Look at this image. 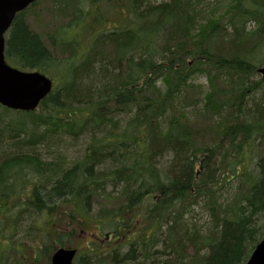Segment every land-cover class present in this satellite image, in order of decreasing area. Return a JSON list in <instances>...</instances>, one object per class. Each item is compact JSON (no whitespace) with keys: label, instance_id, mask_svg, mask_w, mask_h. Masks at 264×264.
Listing matches in <instances>:
<instances>
[{"label":"trees","instance_id":"16d2710c","mask_svg":"<svg viewBox=\"0 0 264 264\" xmlns=\"http://www.w3.org/2000/svg\"><path fill=\"white\" fill-rule=\"evenodd\" d=\"M83 1L90 3L62 1L47 15L35 12L31 35L23 13L14 20L6 59L58 75L35 111L0 107L7 125L0 132V215H8L10 199H24L30 222L20 232L28 245L46 242L49 256L93 225L121 239L123 249L102 253L92 244L74 264H243L264 239V154L253 164L247 158L251 146L264 145V83L256 72L264 66V0H234L218 19L200 17L199 0H126V25L108 34L85 26L90 15L97 21L113 12L111 1L100 14L84 11ZM49 14L67 22L43 30ZM247 20L258 25L251 33ZM79 27L89 36L85 43L82 35L81 51L67 35ZM197 75L207 82L202 93L191 84ZM251 101L261 102L253 119L244 111ZM82 139L81 159L69 160ZM23 176L26 188L18 184ZM231 181L237 194L220 206L215 189ZM107 187H119L117 196ZM202 204L209 228L183 219ZM11 217L5 232L13 237L23 219L17 210Z\"/></svg>","mask_w":264,"mask_h":264},{"label":"rangeland","instance_id":"374dc122","mask_svg":"<svg viewBox=\"0 0 264 264\" xmlns=\"http://www.w3.org/2000/svg\"><path fill=\"white\" fill-rule=\"evenodd\" d=\"M62 1H68V3H72L71 0H45V1L40 2L36 8L29 9V11H27L23 15L24 19L26 21V24H28V23L32 24L31 26L33 28L37 29L36 24H35V12L38 16H41L43 14L47 15L48 12L51 10L52 5H56ZM104 1L105 0H90V3H87L88 1H83L80 4V6L82 7V9L84 11H89V12L95 11V13L100 14L101 11L103 10V7L106 8ZM110 1H111V5L114 6L113 7L114 11L112 12V10L108 9L107 12H109V13H104L102 16L103 18L101 20H97V21H94L95 19L93 18L92 15H90L89 19L87 20L86 26H85V28L87 29L86 32L87 31L90 33L92 32V34H94L95 32L96 33H101V32L103 33V32H106L108 30H112L118 26H122V24H123V26L126 25V23H127L126 15H127V9H128L127 1L126 0H110ZM146 1L151 5H158V4L167 2L168 0H146ZM233 1L234 0H199V5L196 8V11L200 17H205V16L207 17L208 16V17H210L209 19H211V16H212V18H215V19H218L219 17H224V16L226 17L227 11L232 9L231 6H232ZM73 6H74V4L68 5V7L71 10H72ZM210 9H212L211 11L213 12V14H210L211 13ZM26 18H27V20H29V22H27ZM67 19L68 18H65L63 21V18H59L58 16H52L49 14V18L46 20L47 26L42 27V28H43V30L50 29V27L52 29H56L57 27L60 28V27H62L61 25L64 22H67ZM121 20L123 21V23ZM224 21L225 22L227 21L226 18L224 19ZM244 27H245L247 33L248 32L251 33L257 29L258 25H257V22L254 20H247V22H245V24H244ZM52 29H50L49 31H51ZM84 32H85V29L83 27H79L78 29H75V31L70 30L67 33L68 38H71L75 35V37H74L75 40L79 41L81 44L80 51L85 47V43H87V40L89 37L88 34H86ZM82 35L86 36V42H85V38ZM82 43H84V44H82ZM263 49H264V46H263ZM80 51H79V53H81ZM66 57L67 56L64 55L62 58L66 59ZM52 74H55V72L50 71V75H52ZM252 79H254V78H252ZM191 84L194 86L200 87L201 93H202V91L204 92V90L207 89L206 79L202 75L195 76L192 79ZM262 90H264V87ZM255 97L257 99H260L259 95H256ZM188 98H189V96H188ZM187 101L189 103V99ZM182 106H184L189 113H191L193 111L192 108L188 106V104H182ZM193 114H195V113L193 112ZM193 114H192V116H193ZM196 115H198V114H196ZM9 117L10 118L14 117V115L10 114ZM205 141H207V140H205ZM257 143L262 144L258 141H257ZM84 146H85V141L82 139L80 142H78L77 146L72 148L70 150V152L67 154V157L69 158V160H72L75 162L80 160L81 156L83 155ZM261 154H264V145L260 146V147L251 146L250 147V154L247 158L252 159L251 164H253V162L256 161V158ZM164 163L165 162L160 161L159 168L165 166ZM249 168H251V166ZM237 172L239 174H241L240 171H237ZM247 172H248V170H247ZM227 173H229V172H227ZM232 176H233L232 174L228 175V177H230V178H233ZM235 178H236V176H234V180H235ZM236 182L231 181V182L227 183L225 185V187L227 189L234 188L236 186ZM26 185H27V183L25 184V188H26ZM105 190H106L105 193H111V195H113V197H116L120 188L117 187V188L111 189L110 187H108ZM16 201H17V197L10 199L8 201V205L9 206L11 205V207L9 209L10 211H8V213H7L8 215L7 216L6 215H0V221H1V219L2 220L4 219L3 220L4 228L0 234V264H3L1 259L3 258L4 254L7 255V257H4L5 263L6 262L8 264L14 263L13 259L9 258V255H10V257H11V255L13 257H15L14 249L16 251H18L19 249H24V252L28 256L31 255V250L33 249V245H28V244H30L28 242V239L26 238V236H23V234L20 232L21 227L24 228L28 224V223L24 222V220L17 221V225L18 226L20 225V228L16 229V233L13 235V237H12V234H8L7 232H5V230L7 229V228L5 229L6 224H7V226H9L10 225L9 222L12 223V219H15L14 218L15 216L11 217V215L16 213V209H14V206H15L14 202H16ZM200 208H202V210H200ZM208 214H209V212L207 210H205L204 207L197 206L194 208H190V212L185 213L183 216V219H184V221L187 220V222L196 223L199 226L207 227L208 224L210 223L209 222L210 219H209ZM87 221H93V220H87ZM46 222H47V218H46ZM88 224H94V222H88ZM40 228L43 231L45 230V232L50 233L49 225L44 224V226H42ZM97 229H98L97 226L93 225L92 227L89 226L88 228H86L85 231L87 232V234L94 233L96 235H98V233H101V235H103L106 232V231H102V230L100 231L99 229L98 230ZM17 231H18V233H17ZM76 239L77 238H73V239H71L70 242H68L66 240L64 246L71 247V246L75 245L79 250L78 256H82V254H84L86 251V247H87L86 240L85 239L84 240H81V239L76 240ZM120 242L121 241L116 243V241H114L112 243V245L116 244V247H118V244ZM53 243H54V241L52 242V244L50 243V245H53ZM43 244H46V242H43L39 245H41V247H43L42 246ZM41 258H43V257H41ZM77 258H76V261L78 260ZM33 259L34 258L29 259L30 262ZM39 264H48V263H47V260L41 259V262Z\"/></svg>","mask_w":264,"mask_h":264},{"label":"water","instance_id":"95a60500","mask_svg":"<svg viewBox=\"0 0 264 264\" xmlns=\"http://www.w3.org/2000/svg\"><path fill=\"white\" fill-rule=\"evenodd\" d=\"M37 0H0V106L20 112H32L51 92V81L39 72H23L8 66L4 60L3 35L13 16ZM264 82V67L257 70ZM75 251L57 249L51 264H72ZM246 264H264V240L257 243Z\"/></svg>","mask_w":264,"mask_h":264},{"label":"bare ground","instance_id":"6f19581e","mask_svg":"<svg viewBox=\"0 0 264 264\" xmlns=\"http://www.w3.org/2000/svg\"><path fill=\"white\" fill-rule=\"evenodd\" d=\"M126 9V8H125ZM129 11H130V7H129V5H128V9H127V15H126V17H128V13H129ZM105 13H107V11H105ZM26 27H27V30L28 31H26V33L28 34V35H31L32 33H35V29L33 28V27H31V26H29V25H27V24H24ZM123 25V24H122ZM120 27H122V26H118V27H116V28H114V29H112V30H108V31H106V32H103V34H108V33H110V32H113V31H115L116 29H119ZM102 33V32H101ZM115 34V33H114ZM105 42V41H104ZM99 46L98 47H96L95 48V51H97L98 49H100V45H101V41H98V43H97ZM47 47V46H46ZM9 61V60H8ZM9 63L11 64V68H17L18 66H15L12 62H10L9 61ZM23 72H27V71H25V70H22ZM44 75V74H43ZM56 75H58V74H52V75H48V76H46V75H44V76H46L50 81H51V83H52V89H51V92H52V90H53V88H54V85L56 84L55 82H53V80L55 79V78H57V76ZM50 92V93H51ZM217 105H218V101H217ZM260 105H261V102H250V103H248V105L244 108V111H246L247 112V117H249V119H253V118H255L256 117V114H257V112H259L260 111ZM0 107H2V106H0ZM2 108H4V107H2ZM20 112V111H19ZM6 127L7 128V125H3V127ZM4 127V128H5ZM4 128H2V124L0 123V132L2 131H4ZM5 128V129H6ZM20 137H22V135H20ZM250 163H251V161H249ZM247 163V162H246ZM24 175H26V174H24ZM27 178H29L28 176H23V180L20 182V183H18L19 185H21V186H23V185H25L24 183L26 182V180H27ZM108 188V187H107ZM117 188V187H116ZM237 190L236 189H234V188H231V189H227L225 186H218L216 189H215V199L217 200V203H218V205H220V206H223V205H226L228 202H230L232 199H233V195H236L237 194V192H236ZM238 196V195H237ZM13 205V204H12ZM14 205H15V208L14 209H16L17 210V215H20L21 217H22V219L24 220V222H26V223H29L30 221V219H29V215H28V212L26 211L27 210V207H26V205H25V200L24 199H18L16 202H14ZM205 205L204 204H202V205H199V207H204ZM11 207V205L10 206H8V208H10ZM33 216H31L30 218H32ZM210 223L208 224V227L207 228H209L210 227V225H211V222L213 223V221L210 219V221H209ZM6 227H7V229H8V227L9 226H7V224H6ZM98 230V229H97ZM8 231H9V229H8ZM101 231V230H100ZM17 238V237H16ZM77 239H81V240H86V244H87V247H86V251L85 252H87L90 248H92V240L93 239H95V238H99L100 239V241H104V243H98V244H94V245H96V246H98L99 248H100V252H106V251H114V250H118V248L119 249H123V247L121 246V242L118 244V247L117 248H113L112 250H111V248H109V240L107 239V237H106V234L104 233L103 235H101V233H98V235H96V234H94V233H89V234H87V232L85 231V230H83V231H81V233H80V235H77V237H76ZM124 238V237H123ZM76 239V240H77ZM88 239V240H87ZM38 240V239H37ZM262 240H264V239H261V240H259L257 243H259V242H261ZM3 242V241H2ZM256 243V244H257ZM255 244V245H256ZM95 246V247H96ZM156 247V246H155ZM93 248H94V246H93ZM71 249L73 250V251H75V256H74V258L76 259L77 257L79 258L80 256H78L79 255V250H78V248L74 245V246H71ZM159 249H160V246L158 245V247H156V248H153V250H158L159 251ZM254 249V248H253ZM253 249L251 250V252H250V254L252 253V251H253ZM53 251H54V249H53ZM14 253H15V257H13L12 255H11V257H10V255H9V258H11V259H13V261H14V263L13 264H39L40 262H41V259H45V260H47V263L48 264H51V256H52V254H53V252L50 254V256H49V253H50V251L48 252L47 250H45L43 247H41V245H39V240L37 241V243L35 244V245H33V249L31 250V255H27L25 252H24V249H19L18 251H16L15 249H14ZM85 254V253H84ZM5 255V256H4ZM3 255V258L1 259V261L3 262V264H8L7 262L5 263V261H4V257H7V255L6 254H4ZM41 257H43V258H41ZM31 258H34L31 262H30V260L29 259H31ZM77 258V259H78ZM247 261H248V259H246L245 260V262L243 263V264H246L247 263ZM77 262V261H76ZM72 264H74V263H72Z\"/></svg>","mask_w":264,"mask_h":264},{"label":"flooded vegetation","instance_id":"af4514ba","mask_svg":"<svg viewBox=\"0 0 264 264\" xmlns=\"http://www.w3.org/2000/svg\"><path fill=\"white\" fill-rule=\"evenodd\" d=\"M27 11H28V9L24 10V11L21 12V13L24 14V13H26ZM21 13H17V14L14 15V17H13L11 23H10L9 28L7 29V31H6L5 34H4V46H5V48H6V42H7V40H8V37L10 36V34H11V30L13 29V23H14V20H15L16 18H18L19 15H20ZM6 62L11 66V64H10L9 61H8V59H6ZM116 240H118V239H116ZM92 241H94V240H92ZM98 242H99V243H104V241H100V240H98ZM116 243H118V242H116ZM109 247H116V244H115V246L110 245Z\"/></svg>","mask_w":264,"mask_h":264}]
</instances>
